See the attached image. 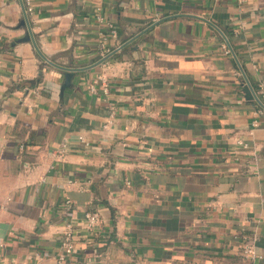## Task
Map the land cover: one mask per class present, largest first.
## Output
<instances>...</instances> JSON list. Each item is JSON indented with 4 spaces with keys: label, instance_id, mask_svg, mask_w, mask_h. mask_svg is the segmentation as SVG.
Returning <instances> with one entry per match:
<instances>
[{
    "label": "crops",
    "instance_id": "crops-1",
    "mask_svg": "<svg viewBox=\"0 0 264 264\" xmlns=\"http://www.w3.org/2000/svg\"><path fill=\"white\" fill-rule=\"evenodd\" d=\"M30 2L0 0V264H57L66 223L65 264H264V0Z\"/></svg>",
    "mask_w": 264,
    "mask_h": 264
},
{
    "label": "built area",
    "instance_id": "built-area-1",
    "mask_svg": "<svg viewBox=\"0 0 264 264\" xmlns=\"http://www.w3.org/2000/svg\"><path fill=\"white\" fill-rule=\"evenodd\" d=\"M25 9L30 12L32 11V5L30 0H25ZM223 48L225 52H229V48L226 44H223ZM264 104V98L261 100ZM258 114L264 113V107L259 105L256 111ZM81 140L85 142L84 137L81 135L79 136ZM239 143L244 145V142L241 140L238 141ZM87 143V142H86ZM68 201V200H67ZM87 217L89 219L90 224L95 223L97 221V214L96 213H87ZM75 249V234L74 228L71 223H66L65 228L63 230L62 239L60 242V252L56 255L55 261L57 264H65L70 256L73 255ZM245 254L253 256H259L254 250L252 244L247 243L244 248ZM35 264H41L40 262H36Z\"/></svg>",
    "mask_w": 264,
    "mask_h": 264
},
{
    "label": "water",
    "instance_id": "water-1",
    "mask_svg": "<svg viewBox=\"0 0 264 264\" xmlns=\"http://www.w3.org/2000/svg\"><path fill=\"white\" fill-rule=\"evenodd\" d=\"M31 37V35L29 33L25 34L24 37L22 39H29ZM121 48V45L118 46L114 51L118 50ZM114 51L106 54L105 56H103L99 62H101L102 60H105L108 56H110ZM46 60H48L46 58ZM49 61V60H48ZM73 74V70L71 69H67L64 73V76H65V79H64V82H63V87L64 86H68L70 84V78ZM243 91L245 93V97L247 99H252L253 97H256L257 101L259 102V105L263 106L264 107V104L262 103V101L255 95L254 91L252 90L251 86L246 83L243 85Z\"/></svg>",
    "mask_w": 264,
    "mask_h": 264
}]
</instances>
